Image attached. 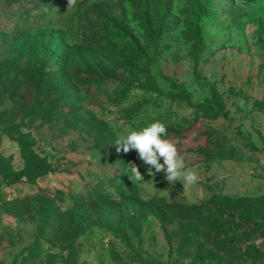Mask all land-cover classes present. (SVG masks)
Here are the masks:
<instances>
[{"label": "rangeland", "instance_id": "rangeland-1", "mask_svg": "<svg viewBox=\"0 0 264 264\" xmlns=\"http://www.w3.org/2000/svg\"><path fill=\"white\" fill-rule=\"evenodd\" d=\"M43 1L0 0V264H264V0ZM154 121L186 192L116 150Z\"/></svg>", "mask_w": 264, "mask_h": 264}, {"label": "clouds", "instance_id": "clouds-1", "mask_svg": "<svg viewBox=\"0 0 264 264\" xmlns=\"http://www.w3.org/2000/svg\"><path fill=\"white\" fill-rule=\"evenodd\" d=\"M76 3L77 0H68V8L75 6ZM166 137V125L154 121L139 130L125 129V134L115 140L116 150L125 154L135 150L139 160L148 166L149 175L154 176L155 173L163 172L169 184L174 186L176 182H180L186 192L190 186L197 184L199 176L196 171L187 168L176 144ZM124 173L131 181L134 179L136 182H145L139 167L133 161L128 162Z\"/></svg>", "mask_w": 264, "mask_h": 264}, {"label": "trees", "instance_id": "trees-1", "mask_svg": "<svg viewBox=\"0 0 264 264\" xmlns=\"http://www.w3.org/2000/svg\"><path fill=\"white\" fill-rule=\"evenodd\" d=\"M15 3L18 4V9L16 11V15H19L20 22H26L29 21L30 17H34L37 12H47V9L50 7V5L43 0H14ZM14 11V12H15ZM21 16V17H20ZM35 18V17H34ZM21 24V23H20ZM19 24V26H20ZM96 73H88L86 77L88 78V81H92L93 78H95ZM81 84H85L82 79L79 81ZM57 107V101L51 100V109ZM65 111L63 109H60V113L63 114ZM162 264V263H161Z\"/></svg>", "mask_w": 264, "mask_h": 264}]
</instances>
